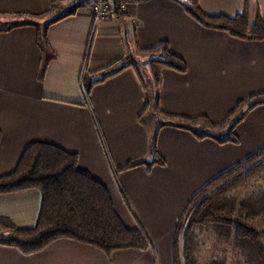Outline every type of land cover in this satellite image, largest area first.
<instances>
[{
  "label": "crops",
  "instance_id": "1",
  "mask_svg": "<svg viewBox=\"0 0 264 264\" xmlns=\"http://www.w3.org/2000/svg\"><path fill=\"white\" fill-rule=\"evenodd\" d=\"M95 0H0V23L40 16L57 3L76 13L51 25L47 42L55 54L45 74L38 31L21 26L0 31V176L12 173L26 149L47 143L78 156V169L108 190L125 226L141 224L151 247L106 253L94 245L59 239L25 255L5 245L0 229V264H174L173 234L186 206L209 181L264 147V105L248 112L236 127L239 144L197 139L191 132L164 127L157 148L165 165H141L115 176L131 161L151 162L156 130L140 117L148 103L149 65L139 50L169 43L187 65L186 73L164 69L160 108L188 119L207 117L221 125L240 101L264 94V40L248 41L199 24L185 10L186 0H132L122 17L95 25ZM209 16L235 17L247 8L250 22L264 20V0H198ZM136 59V60H135ZM128 66L96 83L91 80ZM142 74V78L139 74ZM42 194L38 189L0 194V219L19 229L36 226Z\"/></svg>",
  "mask_w": 264,
  "mask_h": 264
},
{
  "label": "trees",
  "instance_id": "2",
  "mask_svg": "<svg viewBox=\"0 0 264 264\" xmlns=\"http://www.w3.org/2000/svg\"><path fill=\"white\" fill-rule=\"evenodd\" d=\"M122 0H114V14L122 17L127 13L121 9ZM131 2L132 0H128ZM185 10L206 28L221 30L229 35L248 41L264 40V20L259 16L251 23L248 9L235 17L209 16L203 13L198 0H186ZM57 3L40 16L15 15L22 21L0 23V31L16 27L33 26L38 31V45L43 53L40 75L55 54L47 42L48 28L63 18L76 13L77 8L55 15ZM149 65L145 77L148 103L140 117L142 124L153 116L157 120L156 130L150 138L151 162L136 160L115 168L120 172L146 165H165L157 148L158 131L172 127L191 132L197 139H212L219 144H239L236 127L243 121L246 112L264 105V94L240 101L237 108L221 125H214L207 117L188 119L166 114L160 108L159 89L164 69L179 73L187 72L186 63L170 52L169 43L146 51L139 50ZM128 66L107 72L99 80H91L85 72L82 80L85 95L89 98L96 83L118 74ZM142 78V74L139 71ZM1 137V135H0ZM262 185L251 193L240 195L236 191L253 178ZM38 189L42 194L41 209L36 226L19 229L11 222L0 219V229L7 238L1 243L18 248L23 254L37 253L59 239H73L94 245L106 253L117 250H147L151 241L141 224L128 229L117 214L107 188L89 173L78 169V156L47 144L34 143L22 155L16 169L0 176V194ZM189 217L185 227L184 219ZM264 218V147L243 162L221 173L209 181L189 202L180 216L173 234L174 264H200L201 238L211 234L220 243L231 244L247 264H264V232L258 222ZM227 253L213 254L207 264H228Z\"/></svg>",
  "mask_w": 264,
  "mask_h": 264
},
{
  "label": "rangeland",
  "instance_id": "3",
  "mask_svg": "<svg viewBox=\"0 0 264 264\" xmlns=\"http://www.w3.org/2000/svg\"><path fill=\"white\" fill-rule=\"evenodd\" d=\"M67 10L68 9H66V10L64 9L62 12L67 11ZM148 71L149 70H148V67H147V72ZM238 104H237V106H238ZM237 106H236V108H237ZM231 113L232 112H230L229 115ZM229 115L227 116V118L229 117ZM147 123L152 128V127L156 126L157 120H156L155 117L151 116L147 120ZM261 185H262L261 180L259 178L255 177L252 180L246 182L236 192L240 193V195H243V194H246V193L255 192ZM189 217L190 216H188L187 218L184 219L185 227L188 224ZM258 224H259V228L264 232V218H262L258 222ZM2 238H3L2 235H0V239H2ZM201 241H202V244H201V252H200L201 253V255H200V264H207L208 262H210L213 254L221 255L224 252H226L228 254L227 255L228 264H247L245 262L244 258L242 256L238 255V252L234 249V247L231 244L220 243V242H218L215 239V237L213 235L208 234V233H205V234L202 235Z\"/></svg>",
  "mask_w": 264,
  "mask_h": 264
},
{
  "label": "built area",
  "instance_id": "4",
  "mask_svg": "<svg viewBox=\"0 0 264 264\" xmlns=\"http://www.w3.org/2000/svg\"><path fill=\"white\" fill-rule=\"evenodd\" d=\"M131 2L128 0L121 1V9L124 12H129ZM95 25L100 24L102 21L107 20L114 14V0H95L90 10Z\"/></svg>",
  "mask_w": 264,
  "mask_h": 264
}]
</instances>
